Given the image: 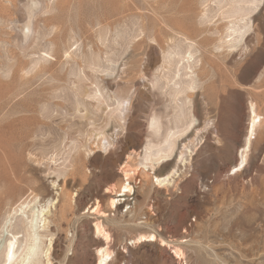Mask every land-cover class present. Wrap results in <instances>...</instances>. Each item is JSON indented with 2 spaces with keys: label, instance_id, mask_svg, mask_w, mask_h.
Masks as SVG:
<instances>
[{
  "label": "rangeland",
  "instance_id": "374dc122",
  "mask_svg": "<svg viewBox=\"0 0 264 264\" xmlns=\"http://www.w3.org/2000/svg\"><path fill=\"white\" fill-rule=\"evenodd\" d=\"M183 53L192 59L179 63ZM179 79L191 96H173ZM120 100L132 111L112 114ZM251 102L262 125L234 174ZM206 117L210 130L194 129ZM168 128L163 147L192 153L183 176L156 186L149 166L110 208L121 166H138ZM47 204L53 264H97L95 220L112 264H264V0H0V263L6 236Z\"/></svg>",
  "mask_w": 264,
  "mask_h": 264
},
{
  "label": "bare ground",
  "instance_id": "6f19581e",
  "mask_svg": "<svg viewBox=\"0 0 264 264\" xmlns=\"http://www.w3.org/2000/svg\"><path fill=\"white\" fill-rule=\"evenodd\" d=\"M34 6H35V3H34ZM30 23H31V21H30ZM25 33H28V32H25ZM26 36H28V35H26ZM187 55H188L187 53L186 54L185 53L180 54V58H179L178 62L179 63L181 61L183 62L186 59H187V62H189V60L192 59L193 54L190 53L188 56ZM183 67L186 68V69H188L189 66H188V64L185 63L183 65ZM188 73L189 72H185L184 73V76H186ZM177 74H178V72L174 75V77ZM140 79H142V77ZM176 84L179 85V87H176L174 89V91H173V96L175 98L178 97V95L184 94V93L187 94V96H191V94H188V93H190L189 92L190 90H192V89L195 88V86L193 85L194 83L192 84L189 81H187L186 83H184V80H182V79L176 80ZM134 104H135V102H133L131 100L130 103H129V106L127 108H124V100H120L119 103H118V106L113 110L112 114H114L116 111H118L121 114V112H124L125 109L126 110H129L128 112H130V110L132 111V109L134 108ZM134 112H136V111H134ZM249 112H250V119H249V123H248V126H247V130H248V136L247 137L248 138L246 139L245 143L243 142L244 145L242 146V149L240 150V153H239L240 162L238 164L233 163L235 165L232 166V167H234L236 169V171L234 172V174H237L242 169H245L246 170V165L248 163V154H249L248 152L250 151L251 146H252V139L256 137L257 128H259L262 125V118L257 113L255 104L253 102H251L249 104ZM131 113L133 114V112H131ZM134 115H136V114L134 113ZM118 116L120 117V115H118ZM121 116H122V114H121ZM126 116H128V114L125 115V118H126ZM132 118H134V117H132ZM120 119H121V117H120ZM152 120H157L158 121L157 116L156 117L153 116L152 117ZM213 125H214V122H212L209 117H206V119L204 118V124H203V126L201 128L200 127L199 128L198 127H194V129H197L198 131L200 129L210 130V126H213ZM158 127L159 126H157L156 128L158 129ZM188 129H189V126H186L185 128L181 129V131H185V130L187 131ZM172 130H173L172 128H168L167 129V132L165 133V135L162 136V138L161 137H158V140L159 141L150 142L146 146V151H145V153H144V155L142 157V160H141V162L139 164L140 166L138 165L139 167L138 166H136V167L134 166L133 167V165L131 166L129 164V162L128 163L127 162L126 163L123 162L124 164L122 166L120 165L121 166V172H122V174L124 176V180H127V182L126 183H123V184L121 183L122 185L120 184V187L118 185L119 189L116 188V185L117 184L116 185H109L107 187V189H106L105 192L107 193V195L109 194V206H110V208L117 209L119 204H121L122 202H124V203L126 202V200H127L126 197L129 198L130 195L135 194V191L137 190V189L135 190L137 184L135 182L134 183L136 185L135 184H132L130 179L135 174H141V175H144V177H146V180H147L148 179V176L150 174L149 173L150 172L149 171V166L150 167H153L155 164L158 165V168L156 169V172H154L155 174L153 175V177H155L156 180H157V182H158L157 185L155 184L156 186H158V185H160L162 183L166 184V183H169V182H172V181L175 182L176 181L175 177L178 174H179V176H178L179 178L183 176V173L182 172H181L182 174L179 173L180 172V169H181V167L183 168V166L184 167H187L188 163L191 160L189 157H191V154L192 153H190V150H189V153L190 154H187L188 153L187 150L186 151H181L180 154H179V156L176 155L175 157H173L172 156V149H173L172 143H170L167 147H163V143L164 142L169 141L170 138L174 137L177 134L175 131H172ZM102 139H105V137H103ZM100 140H101V138H100ZM99 144L97 146H100L101 147V145H99ZM109 145L110 144L104 142V144H103L102 147H104V149L106 151H110L109 150L110 149L109 148ZM184 147H188V145L186 144ZM154 148H155V150H153ZM90 150H93V149L90 148ZM112 150H113V148H112ZM94 152H96V151H94ZM113 154H115L114 151H113ZM95 155L97 157V154H95ZM123 155H125V154L123 153ZM116 157H118V156H116ZM127 158H131V156L128 155ZM188 159H190V160H188ZM118 161H120V159ZM123 161H125V160H123ZM91 165H92V163H91ZM241 165H243V166H241ZM160 167H162V168H160ZM94 168H95V166H94ZM229 169H230V167H229ZM8 180H10V179H8ZM140 182L141 181H139V183ZM8 183H10V182H8ZM12 186L14 187V185H12ZM143 186L145 187V185H143ZM15 187H17V186H15ZM109 189H111V191H108ZM125 189H129V190L128 191H125ZM8 190L10 191V189H8ZM122 190H123V192H122ZM35 197H37V196H35ZM107 199H106V201H108ZM24 201H23V203H21L22 205L25 204ZM113 201H115V204H113ZM22 205H21V207H23ZM134 205L135 204H133L132 206H134ZM102 206H104V205H102L101 204V201L98 200V201H96L95 204H92L90 206V209H93V211L95 213H97L98 216L99 215L100 216H107V211L103 210ZM132 206H130V208ZM17 207H19V206H17ZM48 209H49V205L47 204V206H45V209H41L40 210V208H39L36 213L32 214L31 216H27L26 219H23L21 221V223H23L24 228H25V234L24 233H23V235L21 234L23 232V230H14L13 232H11L10 237H7L6 236V243H5V247H4V251H3V260L1 261L0 264H53L54 263L53 262L54 260L52 261V259H51V257H52L51 256L52 255V252H51L52 246H51V244L48 245V241L46 240V238H47L48 235L44 234V230L48 226L47 221H46L47 219L45 217L46 216L45 214L49 212ZM97 219H98V217H97ZM95 221L96 222L94 223V230H95L94 233H96L97 238L95 239V242H93V243H95V248H96L95 251H96V256H97V264H109V263H111V260L115 256V250L112 249V245H111V243H112V236H111L110 231L107 230L104 227V224H103V222L101 220H95ZM152 237H155V239H153ZM24 238H25V242L26 243L23 245ZM51 238H50V241H51ZM145 240H149V241H154L155 240V241H158V236L156 235V233H153L152 235L150 234L148 237H146L144 235H141V236H139V237H137L135 239H132L131 240V244L132 245H135L136 243H138L140 241L142 242V241H145ZM50 241H49V243H51ZM160 242H161V246H166L168 244V242L164 238H161L160 239ZM171 249H172V252L171 253L173 254V256H175V258L178 259V260L180 259V263H182V260H183V258L185 256L184 250L181 247H179V246H173V247H171ZM120 255H122V254H120ZM113 264H114V262H113Z\"/></svg>",
  "mask_w": 264,
  "mask_h": 264
},
{
  "label": "snow or ice",
  "instance_id": "6c2138e0",
  "mask_svg": "<svg viewBox=\"0 0 264 264\" xmlns=\"http://www.w3.org/2000/svg\"><path fill=\"white\" fill-rule=\"evenodd\" d=\"M241 166H243V165H241ZM232 171H233V172H235V171H236V169H235V168H233V169H232ZM128 190H129V189H125V191H128ZM108 191H111V189H109ZM113 204H115V201H113ZM152 238H153V239H155V237H152Z\"/></svg>",
  "mask_w": 264,
  "mask_h": 264
}]
</instances>
